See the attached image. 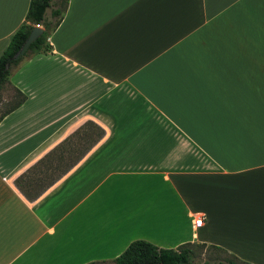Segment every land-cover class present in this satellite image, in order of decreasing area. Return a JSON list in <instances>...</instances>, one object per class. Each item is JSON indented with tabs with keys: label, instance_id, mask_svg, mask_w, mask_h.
Returning <instances> with one entry per match:
<instances>
[{
	"label": "crops",
	"instance_id": "1",
	"mask_svg": "<svg viewBox=\"0 0 264 264\" xmlns=\"http://www.w3.org/2000/svg\"><path fill=\"white\" fill-rule=\"evenodd\" d=\"M28 3L0 0V54ZM48 42L5 83L0 264H264V0H67Z\"/></svg>",
	"mask_w": 264,
	"mask_h": 264
},
{
	"label": "trees",
	"instance_id": "2",
	"mask_svg": "<svg viewBox=\"0 0 264 264\" xmlns=\"http://www.w3.org/2000/svg\"><path fill=\"white\" fill-rule=\"evenodd\" d=\"M66 4L67 0H29L23 22L10 36L7 45L0 54V90L7 82L10 68L16 66L24 58L50 50L48 37L59 23ZM47 8L50 9V18L46 20L44 12ZM35 24L41 26V33L29 44L19 58L11 60ZM13 91L14 101L0 113V118L19 106L25 99V95L18 89L13 88ZM192 246L191 243H184L174 249L159 248L146 240L135 239L130 241L111 260L110 264H190ZM227 263L234 264L232 261H227Z\"/></svg>",
	"mask_w": 264,
	"mask_h": 264
},
{
	"label": "rangeland",
	"instance_id": "3",
	"mask_svg": "<svg viewBox=\"0 0 264 264\" xmlns=\"http://www.w3.org/2000/svg\"><path fill=\"white\" fill-rule=\"evenodd\" d=\"M13 101H14L13 88L5 84L4 87L0 90V113L3 110H5L10 104H12ZM191 249H192V256L190 259V264H201L203 262H206L207 264H228L226 262L227 260L234 261V264H242L238 261L229 258L224 253L212 248H204L203 246L193 245ZM218 261L220 262L217 263ZM106 264H110V263H106Z\"/></svg>",
	"mask_w": 264,
	"mask_h": 264
},
{
	"label": "water",
	"instance_id": "4",
	"mask_svg": "<svg viewBox=\"0 0 264 264\" xmlns=\"http://www.w3.org/2000/svg\"><path fill=\"white\" fill-rule=\"evenodd\" d=\"M42 28L35 25L30 30L29 34L23 41V43L20 45L19 49L16 51V53L11 57V60H15L19 58L28 48L29 44L41 33Z\"/></svg>",
	"mask_w": 264,
	"mask_h": 264
},
{
	"label": "built area",
	"instance_id": "5",
	"mask_svg": "<svg viewBox=\"0 0 264 264\" xmlns=\"http://www.w3.org/2000/svg\"><path fill=\"white\" fill-rule=\"evenodd\" d=\"M201 223H202V218L200 216H198L194 219V225L195 226H199V225H201Z\"/></svg>",
	"mask_w": 264,
	"mask_h": 264
}]
</instances>
